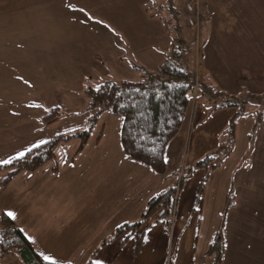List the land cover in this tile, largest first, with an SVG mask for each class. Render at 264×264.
<instances>
[{"label": "crops", "instance_id": "crops-1", "mask_svg": "<svg viewBox=\"0 0 264 264\" xmlns=\"http://www.w3.org/2000/svg\"><path fill=\"white\" fill-rule=\"evenodd\" d=\"M263 2L214 0L210 7L208 5L210 21L204 24L211 25L203 28L204 46L210 47L207 60L213 57V38L235 35L233 23L236 20L232 7L249 4L247 9L242 8L249 11L242 22H253L247 19L256 20L260 16L258 6ZM152 4V0H0V161L12 162L20 153L36 148L33 145L44 144L41 141L82 131L86 119L92 115L88 113L78 121L63 117L48 127H42V116L35 113V107L44 112L41 107L51 94L62 98L72 94L54 92V88L62 85L54 78L49 83L57 86L43 88L40 82L53 71L51 62L45 63L46 67L42 69L36 65V57L43 50L35 53L30 48L23 50L19 47L18 40L23 35L29 45L33 41L27 34L28 22L32 27L33 11L37 16L42 15V22L48 20L50 23L59 20V15L65 16L70 27L76 24L81 31L96 32L110 48L113 46L109 43L114 40L122 45L124 50H107L112 57H94L89 52L91 50L78 49L57 50L56 56L53 53L44 55L60 66L66 67L67 63V70L82 62L95 61L108 64L115 70L120 68L116 79L105 75L103 79L95 80L97 83L104 80L119 83L141 80L144 72L153 74L170 52L173 41L167 22L161 12L158 16L148 11ZM30 10L32 12H28ZM216 51L219 55V50ZM261 59L264 61V55ZM232 61L240 70L243 64L244 69L240 52L234 53ZM205 65L206 59L199 63L198 69L207 77ZM50 87L53 90L49 95ZM200 93L199 88L198 95L189 99L181 129L165 148V175L154 173L121 152L122 123L104 115L101 120L104 125L100 120L97 122L80 153H76L80 145L78 139L60 143L55 148L56 172L49 163L34 173L18 174L6 187L0 185V214L15 213V219L6 216L26 234L36 253L35 249H40L35 248L29 233H45L48 245L58 248L52 256L56 264H86L89 258L93 264H166L170 253L171 257L177 256V264H213V257L207 252L219 230L223 242L220 264H264V115L251 141L257 121L249 129H252L249 135V130L243 126L251 116L244 114L242 105L217 109L224 101L217 103L210 97L206 100L205 96L200 97ZM228 103L236 102L225 104ZM237 117L231 137V153L209 176L200 202L197 201V189L204 172H195L182 187L170 235L165 234L163 223L153 221L144 229L137 256L132 255L136 235L123 245L119 239L96 250L117 228L138 222L149 200L172 187L173 174L178 168L190 167L216 150L223 139L225 141L223 138L220 142L230 121ZM110 122L119 124L114 135H119L117 146H113L111 129L107 126ZM227 136L228 143L230 134ZM2 165L6 164L0 163ZM230 189L233 205L229 207L227 195ZM198 204V210L194 209ZM245 239L248 244L241 246L240 242ZM39 256L45 260L47 255L42 253Z\"/></svg>", "mask_w": 264, "mask_h": 264}, {"label": "trees", "instance_id": "trees-1", "mask_svg": "<svg viewBox=\"0 0 264 264\" xmlns=\"http://www.w3.org/2000/svg\"><path fill=\"white\" fill-rule=\"evenodd\" d=\"M178 1L180 10L175 7L173 0H166V3L159 5L161 16L167 22L173 43L169 54L165 55L157 70L153 74L144 72L143 78L138 81L119 83L104 81L98 85L97 89L88 88L85 95L89 104L85 112L92 115L87 120V127L82 131L58 135L47 143L31 149L23 157L0 166V173L8 170L7 176L0 183L1 187H6L18 174L22 172L34 173L49 163L53 164V171L56 172L55 148L60 143L78 139L80 145L76 153H80L87 144L99 118L104 115H110L121 120L120 143L128 158L148 167L156 174L165 175L163 159L165 148L178 135L187 113L190 96L197 84H200V89L204 86L202 80L198 83L195 77L194 61L196 57L191 50H188L190 46L182 48V40H185L183 31L184 25H186V14L181 0ZM153 7L152 4L148 11H152ZM244 103L246 102L243 101L242 104ZM230 105L240 107L239 103H228L219 105L217 109ZM58 110V108H52L41 117L42 127H48L63 118ZM261 118L262 116L254 126V134L250 137L251 141L254 139ZM235 120L236 118H233L228 126L230 137L234 135ZM231 143V138H229L228 143H221L214 152L205 155L192 166L185 168L179 182L176 179L178 176L176 171L173 174V178L176 179L174 186L152 197L138 222L120 226L96 250L119 239H121L120 244L123 245L130 237L136 235L132 255L137 256L141 248L144 229L148 228L153 221L163 223L164 232L168 234L177 190L180 193L188 179L195 172L202 171L205 175L197 189V201H200L204 195L209 176L222 165L231 153ZM232 198V189H230L227 195V206L229 207L233 205ZM0 223L2 228L0 261L9 253L16 252L23 264H50L33 250L23 232L16 228L6 215L0 214ZM222 254L223 242L219 230L207 255L213 257V264H220ZM86 264H93L90 258Z\"/></svg>", "mask_w": 264, "mask_h": 264}, {"label": "rangeland", "instance_id": "rangeland-1", "mask_svg": "<svg viewBox=\"0 0 264 264\" xmlns=\"http://www.w3.org/2000/svg\"><path fill=\"white\" fill-rule=\"evenodd\" d=\"M213 1L214 0H199L200 4L197 7V13H189V6L186 3L181 2L183 10L188 16V20L192 19L193 21V24L184 25L183 37L185 40H182V48H187L188 46H190L188 50H191L196 57V62L194 61L195 77L198 80V83L201 82V79L204 83V86L201 89L200 97L202 98L203 96H205L204 99L206 100H208V97H210L217 103H223L224 101L225 104L228 101H233L242 105L244 114L246 116H251V119L247 118L248 121L243 126V129L245 128L246 130H249L251 127H253L255 122L260 119V116L264 115V61L261 59L262 55H264V2L259 4L258 9L261 14L260 16L256 17L261 21L249 18L247 20H253V22H242L244 20V17L245 19L247 18L249 12L244 10L249 6V4L247 3L245 4V6L235 5L232 7V10L234 11L233 18L236 20V23H233V32L235 33V35H233L232 38H230L229 36L223 38L222 35V38H219L220 40L217 38H213V40H215V44H213L211 48V50H213V57L212 60H207V50H210V47L208 45H206V47L204 46L203 28H205L206 26L209 27L211 25H208V22L210 21L208 19V13L210 11L208 5L210 7L211 2ZM173 2L175 7L179 9V1L173 0ZM156 3L158 5H161L163 3H166V0H157ZM241 9L244 12V15L242 14ZM153 10L154 8L152 9L151 14H155ZM28 12L32 11L30 10ZM31 16H33L34 19L32 21V27L28 22L29 30L27 34L28 37L31 36L33 38V41L30 42L31 45H29L27 43L29 40H27L26 36L23 35L19 37V47L21 49L23 48V50H34L35 53L43 50L44 52L36 57V65H38L42 69L46 67L45 63L50 64L51 62L53 71L47 73L45 80L40 82L43 88L46 87V89H49L48 86H57L56 83L62 84L57 88H54V92L59 90L63 92L66 91L67 93L72 94L71 96L66 98H62L59 96L56 97L54 93L53 95H50L51 91L53 90V88L50 87V97L48 100H45L46 102H44L43 106L41 107L44 112L35 107V113L43 116L52 108H58V111L63 115L62 117H71L72 121H78L81 117L85 118L87 116L86 114H88L85 111L89 104V100L85 95V91L88 88L97 89L100 83H97L95 80L99 81L100 79H103V77H106L105 75L109 76L110 78L112 77V79H116V77H119L120 75V68H117L115 70L108 64L101 65L98 61H95V63L82 62L78 67L71 66L70 70H67V63L66 67L60 66L59 63H56L52 60H47L44 55L53 53L54 56H56L57 50L78 49L91 50L89 52L94 57L96 55H100L101 57H112V54L107 50H124V47L116 43L115 40L112 44L111 42L109 43L111 46H113V48L106 46V43H104V38H101V36L97 35L96 32L89 31V33H87L85 29L81 31V28L76 24L74 27H70L65 21L67 20L65 16L64 19L63 16L59 15V20L51 21L50 23L48 20L42 22V15H35V11H33ZM22 17L24 18V16ZM37 18H39L38 21ZM202 18H204V21H202ZM205 22L208 24H204ZM202 24H204L205 26H203ZM233 24H230V26ZM24 25L25 22H23L22 26ZM44 29H48L49 33H46L48 30L45 32ZM75 29H77L78 32H75ZM203 50H206L205 54H203ZM216 50H219V55L217 54ZM237 52H240V56H242L245 65L244 69H242L243 64L241 65V70L239 69V66L237 64H232L233 55ZM205 59L206 65L204 67L208 69L207 77L203 76L202 72H200L198 69L199 63H203V60ZM122 71L125 72V69H122ZM53 78L55 79L56 83L50 84L49 81ZM209 91L210 93H208ZM211 94L213 95L211 96ZM243 101H245L246 103L242 104ZM239 110L241 111L240 108ZM71 115H73V117ZM104 117L114 118L121 122L119 118L112 117L110 115H106ZM87 120L88 118L86 119V123ZM99 120H102V116L99 118ZM236 121H238V117L236 118ZM86 123L85 128L87 127ZM101 124L104 125V121H101ZM107 126H109L111 129V133L113 136V146H117L119 142V135H114L118 131L117 129L119 128V124L117 122H110L109 124H107ZM250 131H252V129L249 130V135L251 134ZM227 134L228 129L225 135L221 137L220 142L223 138H225V141L223 139V142L225 144L227 143ZM239 139L240 135L238 136V141ZM121 148H119V150L122 152L123 150H121ZM181 169L184 170L183 167ZM6 172L8 173V170L1 172L3 174H0V180L4 179L7 176ZM174 183L172 187L174 186ZM198 207L199 204L194 205L193 208L198 210ZM1 230L2 228L0 223V236L2 235ZM29 234L31 235L29 236L32 239L31 241L35 244V248L40 249H35L38 252V255L45 253L51 258L52 256H54L58 248L52 246L50 247V245H48L49 241L46 238L45 233L40 232L38 234L36 232H30ZM201 241L202 235H200L199 247L201 246ZM246 244H248V241L246 239L240 242L241 246H245ZM44 247H46V250L44 249ZM171 254L172 253H170V255L168 256L166 264H175L177 256L172 255L171 257ZM65 257L68 258L67 256ZM0 264L23 263L21 262L18 254L16 252H12L4 256L1 259Z\"/></svg>", "mask_w": 264, "mask_h": 264}, {"label": "snow or ice", "instance_id": "snow-or-ice-1", "mask_svg": "<svg viewBox=\"0 0 264 264\" xmlns=\"http://www.w3.org/2000/svg\"><path fill=\"white\" fill-rule=\"evenodd\" d=\"M41 143H47V141H41ZM39 146H40L39 144L33 145V147H39ZM28 151H31V148H29ZM23 155H24V153H20L17 158H21V157H23ZM0 163H5V164L11 163V160L0 161ZM6 215L8 217H11L12 219H15L16 218L15 217V213L14 212H11V211H8L6 213ZM44 259L45 260H49L50 261V264H56V261L53 258H51V257L45 256Z\"/></svg>", "mask_w": 264, "mask_h": 264}, {"label": "built area", "instance_id": "built-area-1", "mask_svg": "<svg viewBox=\"0 0 264 264\" xmlns=\"http://www.w3.org/2000/svg\"><path fill=\"white\" fill-rule=\"evenodd\" d=\"M182 2L186 3L189 6V13H197V7L200 4L199 0H182ZM187 24L188 25L193 24L192 19L188 20L187 18ZM180 174H181V171H180Z\"/></svg>", "mask_w": 264, "mask_h": 264}]
</instances>
